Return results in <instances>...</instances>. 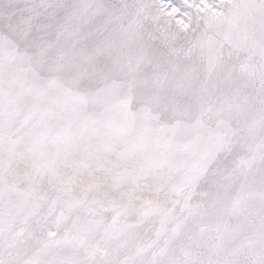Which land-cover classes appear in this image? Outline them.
I'll return each mask as SVG.
<instances>
[{"label": "snow or ice", "instance_id": "obj_1", "mask_svg": "<svg viewBox=\"0 0 264 264\" xmlns=\"http://www.w3.org/2000/svg\"><path fill=\"white\" fill-rule=\"evenodd\" d=\"M0 264H264V0H0Z\"/></svg>", "mask_w": 264, "mask_h": 264}]
</instances>
